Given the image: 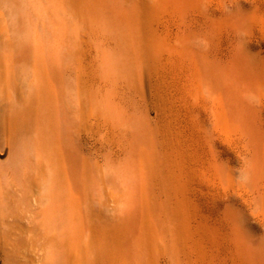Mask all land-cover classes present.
Instances as JSON below:
<instances>
[{"label":"bare ground","instance_id":"6f19581e","mask_svg":"<svg viewBox=\"0 0 264 264\" xmlns=\"http://www.w3.org/2000/svg\"><path fill=\"white\" fill-rule=\"evenodd\" d=\"M3 1L26 36L0 63L11 74L29 58L37 88H0V264H148L152 241L157 263H186L180 242L206 237L217 130L232 126L254 160L263 148L241 120L250 86L223 88L209 69L222 55L208 20L228 0ZM140 7L171 12L130 24ZM151 53L196 79L200 61L203 88H141ZM237 231V252L264 264L263 243Z\"/></svg>","mask_w":264,"mask_h":264},{"label":"rangeland","instance_id":"374dc122","mask_svg":"<svg viewBox=\"0 0 264 264\" xmlns=\"http://www.w3.org/2000/svg\"><path fill=\"white\" fill-rule=\"evenodd\" d=\"M197 8L199 10L201 9L196 6V9ZM135 11L136 16L134 18L139 20L133 18L134 21L132 19L130 24L136 25L165 21L167 15L171 12L164 7L157 9H142V7H140ZM215 13L208 20V23H210V32L208 31L210 35H208L210 36L211 42L215 41L219 44L222 58L218 63L214 62V58L212 60V62H214L212 68L209 67V69L215 74L214 76L218 78L220 81H218L219 85H223V88L236 86V79L238 77V84L240 85L238 88L241 87L243 90L250 86L249 91H251H248L250 94L247 92L244 94L242 93L245 101L241 96L244 105L247 103L246 101L249 103L248 108L245 107L246 104L244 110H242L243 112L241 111V114H243L242 116L240 115L242 117L241 120L244 119V122H241H243L245 126H249L246 127L248 128L246 129L243 125L247 133L250 134L251 132V136H256L255 138L259 137L257 143L260 142L262 137L261 141H263V143L260 142L261 144H258L262 145V149H264V0H228L222 9ZM153 18H155L156 21ZM16 22L17 18L15 12H13L5 1L0 0V49L3 50V52L0 50V53H6L11 44H13L17 50L22 49V44L26 35L24 34L25 31H23V27ZM237 23L238 28H236ZM163 34L164 32L161 31V28L157 29V38L159 40H162ZM149 38L151 47L155 48V42L158 41V39H153L150 33ZM195 42L197 45L203 46L202 40L196 39ZM157 44L158 42L156 45ZM161 44L162 41H160L159 45ZM237 47L240 55L242 53L241 66L244 63L242 67H236L234 63L233 58ZM151 54L152 55L148 56L149 59H146L147 61L143 66L144 70L146 68L145 73H147H144V77L147 81L144 79L145 81H143L144 83H142L141 88L146 86L145 88H150L151 90L163 91L173 90L175 88H194V86L195 88H203L204 80L202 79L206 80L208 76L205 77V75H203L206 68L203 70V64L200 61H198L199 68L195 70L196 77L199 80L198 83L197 79L194 78L191 73L186 75L185 71L178 65L167 60H159V57L155 54V62L153 61V65L151 66V62L154 59L153 53ZM30 63V59L24 57L13 69L11 74L7 73L4 65L0 63V88H37L35 71L32 63ZM148 68L149 70H147ZM132 72H134V69H132ZM188 76L191 78L190 82L188 81ZM244 95L247 96L245 97ZM248 112L249 114H247ZM246 114L247 116H245ZM250 116H252V118ZM249 119L254 120L250 122L251 120L249 121ZM245 123H247V125ZM214 124L215 122L212 117L210 121L211 128ZM221 127L223 128L220 131L217 130L218 134H220H217L218 137L216 135L217 147L210 149L211 169L209 178L211 181L209 180L208 188L209 199L207 201L208 220L206 237L204 240H200L198 232L195 229L190 232L188 239L186 241H181L178 245L179 248L177 247L179 251H182L181 260L184 259L183 261L187 264H251L248 258H246L240 244L238 249L240 248L239 252L242 250V255L240 254L239 256V252H237L236 246L239 242L238 227L243 228V232L251 241L257 244L263 243L262 246L264 247V239H262L264 238V163H261L262 160L264 161V150H262V146H260L262 154L258 159L254 160L249 153L251 150L248 145L238 139L237 131L229 124ZM219 153L222 155L220 159L217 158ZM255 166L257 168H255ZM230 213L232 215H230ZM194 218H196V216H194L193 219ZM230 219H234V221L229 222ZM194 220L198 222L197 218ZM237 221L240 222V224ZM194 225L196 226V224ZM235 238L237 240H235ZM188 240L189 242H187ZM235 242H237L236 245ZM154 245V241L150 242V247L147 252V257L150 261L148 264H151L152 261L154 264H171L169 260L168 262L167 259L165 260V258L162 259L161 257L158 263L156 260H153ZM186 247L190 252L185 249ZM242 257L247 261L242 259ZM100 262L103 264H110V261L105 263V261L100 260Z\"/></svg>","mask_w":264,"mask_h":264}]
</instances>
